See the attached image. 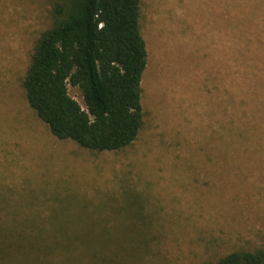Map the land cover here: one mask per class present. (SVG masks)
I'll list each match as a JSON object with an SVG mask.
<instances>
[{
	"label": "rangeland",
	"instance_id": "rangeland-1",
	"mask_svg": "<svg viewBox=\"0 0 264 264\" xmlns=\"http://www.w3.org/2000/svg\"><path fill=\"white\" fill-rule=\"evenodd\" d=\"M47 9L0 0V244L21 247L0 264H201L264 246V86L246 100L240 2L140 0L143 122L112 151L58 139L25 100Z\"/></svg>",
	"mask_w": 264,
	"mask_h": 264
},
{
	"label": "trees",
	"instance_id": "trees-1",
	"mask_svg": "<svg viewBox=\"0 0 264 264\" xmlns=\"http://www.w3.org/2000/svg\"><path fill=\"white\" fill-rule=\"evenodd\" d=\"M45 1L48 23L33 40L21 78L26 102L58 139L95 151L125 147L143 122L140 80L147 49L139 23L140 0ZM238 1L236 27L246 34L235 49L249 78L248 101L256 95V84L264 86V5ZM260 13L261 22L253 18ZM208 14L210 22L220 26L228 20L217 9ZM68 86L78 89L82 106ZM9 245L21 248L0 244V252ZM201 264H264V246L231 250Z\"/></svg>",
	"mask_w": 264,
	"mask_h": 264
}]
</instances>
